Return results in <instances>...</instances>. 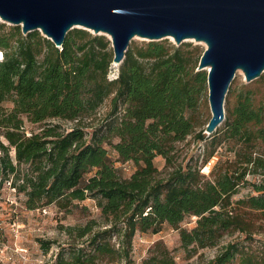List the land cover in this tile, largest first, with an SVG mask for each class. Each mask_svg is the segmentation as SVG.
<instances>
[{
  "label": "trees",
  "instance_id": "trees-1",
  "mask_svg": "<svg viewBox=\"0 0 264 264\" xmlns=\"http://www.w3.org/2000/svg\"><path fill=\"white\" fill-rule=\"evenodd\" d=\"M0 48V186L12 178L30 209L52 203L68 208L87 197L101 209L103 227L95 228L96 219L64 227L75 241L59 250L54 264L127 260L137 231L158 232L165 223L180 230L184 246L215 245L236 231L252 238L264 230V221L250 215L255 211L264 220V75L259 89L230 85L225 128L208 135L210 117L200 114L209 95L208 71L198 68L200 44L159 39L129 45L113 78L111 39L83 27L71 28L57 46L39 29L24 33L20 24L0 20ZM108 98L110 120L88 136L85 119ZM25 119L43 124L28 132ZM53 119L75 124L65 129ZM189 135L212 145L201 163L177 159V143ZM222 143L232 155L220 157L207 175L202 168ZM105 144L119 160L134 163L129 176L121 174ZM157 155L165 158L162 169ZM248 173L261 177L250 181ZM246 183L257 193L234 200ZM192 215L195 225L183 226ZM41 244L47 251L51 241ZM235 259L264 264V249L229 241L209 263ZM172 260L149 257L158 264Z\"/></svg>",
  "mask_w": 264,
  "mask_h": 264
},
{
  "label": "water",
  "instance_id": "water-1",
  "mask_svg": "<svg viewBox=\"0 0 264 264\" xmlns=\"http://www.w3.org/2000/svg\"><path fill=\"white\" fill-rule=\"evenodd\" d=\"M0 18L39 29L57 46L76 26L106 34L113 64L123 62L136 36L177 44L204 42L199 69H207L211 117L205 132L225 118V101L238 70L248 81L264 71V0H0Z\"/></svg>",
  "mask_w": 264,
  "mask_h": 264
},
{
  "label": "rangeland",
  "instance_id": "rangeland-1",
  "mask_svg": "<svg viewBox=\"0 0 264 264\" xmlns=\"http://www.w3.org/2000/svg\"><path fill=\"white\" fill-rule=\"evenodd\" d=\"M0 20L3 21L1 18ZM162 39L176 43L171 36ZM146 41L149 40L136 36L132 39L130 45L135 43L142 44ZM186 41L200 44L203 48L206 47L204 42H198L194 39ZM119 65L112 63L109 72L111 78L118 75ZM262 75H264V71ZM258 79L257 77L248 81L244 72L238 70L232 81V85L239 87L248 85L259 89L260 83ZM8 105H12V103L8 102ZM110 107L111 99L108 98L92 117L85 119V128L88 136H91L93 132L100 133L105 129L106 122L110 120L107 118ZM227 112V103L225 101V115H227ZM200 114L203 119L211 117L209 95L206 103L200 109ZM52 121L61 123L65 129H69L75 124L72 120L53 119ZM225 122L226 116L216 130L222 132L225 128ZM42 124L25 119V127L28 132L39 130ZM204 126L206 127V125ZM115 140L117 138H114ZM105 146L108 148L109 154L115 161V164L120 167L121 174L129 176L135 170L134 163L132 161L119 160L117 151L110 144H105ZM208 148L211 149L212 145L207 146L205 140H198L194 135H189L185 140L177 143L176 156L178 161H183L184 163L188 161H198V163H201L204 153ZM218 149L219 152H216V155L202 168V171L207 175L210 174V170L220 157L225 159L232 155V152L227 147V143H222ZM155 162L162 169L165 164V158L162 155H157ZM260 177V174H247V178L250 181H259ZM255 193L257 192L253 184L246 183L238 188V191L233 195V199L236 200ZM25 199L26 195L14 187L12 178L6 179L0 186V264H54L59 250L67 246L69 242L75 241L74 237H70L64 229L66 225H80L85 224L90 219H96L98 224L95 225V228L97 229L102 226V223H100L102 220L101 209L93 197L75 201L68 208H60L52 203L35 209L28 208L25 204ZM250 215L256 223L264 221L255 211L250 213ZM196 218V215L189 216L182 222V225L191 228L195 225ZM41 239L51 241L50 248L47 251L44 250ZM83 239L87 238L84 237ZM83 239L77 241L82 242ZM229 241H235L240 246L251 247L257 251H261L264 249V230H257L253 233L252 238H248L245 232L236 231L233 234H224L215 245L200 246L198 244H191L184 246L180 230L165 223L158 232L137 231L133 237L130 257L127 260L103 261L101 264H158L150 262L149 257L163 254L173 259L170 264H210V259L215 257L223 245ZM238 261V259H235L233 262L234 264H238Z\"/></svg>",
  "mask_w": 264,
  "mask_h": 264
},
{
  "label": "built area",
  "instance_id": "built-area-1",
  "mask_svg": "<svg viewBox=\"0 0 264 264\" xmlns=\"http://www.w3.org/2000/svg\"><path fill=\"white\" fill-rule=\"evenodd\" d=\"M3 59V50L0 48V60Z\"/></svg>",
  "mask_w": 264,
  "mask_h": 264
},
{
  "label": "bare ground",
  "instance_id": "bare-ground-1",
  "mask_svg": "<svg viewBox=\"0 0 264 264\" xmlns=\"http://www.w3.org/2000/svg\"><path fill=\"white\" fill-rule=\"evenodd\" d=\"M115 65V64H114Z\"/></svg>",
  "mask_w": 264,
  "mask_h": 264
}]
</instances>
